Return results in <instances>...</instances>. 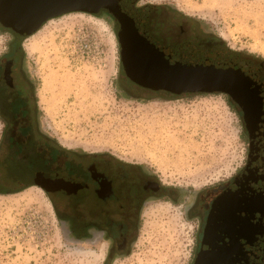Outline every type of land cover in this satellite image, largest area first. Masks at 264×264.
I'll return each instance as SVG.
<instances>
[{
  "label": "rangeland",
  "instance_id": "obj_1",
  "mask_svg": "<svg viewBox=\"0 0 264 264\" xmlns=\"http://www.w3.org/2000/svg\"><path fill=\"white\" fill-rule=\"evenodd\" d=\"M143 2L175 12L161 16L180 42L264 64V0ZM10 39L0 24V55ZM19 39L56 145L140 168L167 193L139 207L129 246L110 261L105 244L66 239L46 191L0 193V264H193L203 229L191 207L230 182L247 160L237 108L219 93L132 95L108 16L65 14Z\"/></svg>",
  "mask_w": 264,
  "mask_h": 264
},
{
  "label": "flooded vegetation",
  "instance_id": "obj_2",
  "mask_svg": "<svg viewBox=\"0 0 264 264\" xmlns=\"http://www.w3.org/2000/svg\"><path fill=\"white\" fill-rule=\"evenodd\" d=\"M122 1L133 9L134 19L147 22L149 35L160 44H194V41L180 42L175 31L164 29L161 15L174 14L171 8H158L143 0ZM99 14L110 18L117 36L122 34V26L114 16L104 10ZM6 30L11 39L5 53L0 55V192L29 186L46 191L55 206L66 239L92 247L105 244L106 260L110 261L129 246L137 225L139 207L149 198L166 196L167 190L137 168L59 148L40 113L43 108L39 84L23 53L19 39L22 35L11 28ZM250 62L264 80V64ZM122 63L123 82L125 87L129 85L128 92L132 95L164 92L135 83L124 66L129 61L122 59ZM229 100L239 110L249 143V128L245 121L249 124L250 118L237 103ZM263 136L264 127L251 138L259 141ZM231 182L204 193L198 204L191 207V213L195 212L200 218L202 229L212 202ZM168 193L173 196L172 192Z\"/></svg>",
  "mask_w": 264,
  "mask_h": 264
},
{
  "label": "water",
  "instance_id": "obj_3",
  "mask_svg": "<svg viewBox=\"0 0 264 264\" xmlns=\"http://www.w3.org/2000/svg\"><path fill=\"white\" fill-rule=\"evenodd\" d=\"M101 10L122 26L123 35H116L121 59L129 61L124 66L135 83L174 95L224 94L246 115L241 79L251 75L264 81L250 61L226 48L162 45L149 35L146 21L133 22V9L122 0H0V24L25 36L50 19ZM245 122L250 135L245 166L212 202L193 264H264V136L251 138L264 126L251 118Z\"/></svg>",
  "mask_w": 264,
  "mask_h": 264
},
{
  "label": "bare ground",
  "instance_id": "obj_4",
  "mask_svg": "<svg viewBox=\"0 0 264 264\" xmlns=\"http://www.w3.org/2000/svg\"><path fill=\"white\" fill-rule=\"evenodd\" d=\"M134 21L136 22V24H140L139 19H134L133 22ZM122 33H124L123 30ZM241 81L242 83L239 84V87L243 89V99L241 103L243 104V107H245L244 109H246L247 111L246 116H250V118L255 121V123H258L260 126H264V84L255 76L251 75L250 77L247 76L242 78ZM227 97L230 98L229 96ZM250 113H252L253 115H251Z\"/></svg>",
  "mask_w": 264,
  "mask_h": 264
},
{
  "label": "trees",
  "instance_id": "obj_5",
  "mask_svg": "<svg viewBox=\"0 0 264 264\" xmlns=\"http://www.w3.org/2000/svg\"><path fill=\"white\" fill-rule=\"evenodd\" d=\"M212 48V47H211ZM157 93H159V94H163V95H169V94H166V92H157ZM229 103H230V105H232L233 107H235L236 108V106L229 100ZM238 110V109H237ZM238 113H239V110H238ZM240 115V114H239ZM137 169H139L140 170V168H137ZM24 189H26V188H22V189H19V190H11V191H3V192H0V193H4V192H9V193H11V192H20V191H22V190H24Z\"/></svg>",
  "mask_w": 264,
  "mask_h": 264
}]
</instances>
